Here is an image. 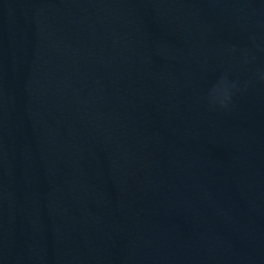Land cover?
Instances as JSON below:
<instances>
[{
  "label": "water",
  "instance_id": "water-1",
  "mask_svg": "<svg viewBox=\"0 0 264 264\" xmlns=\"http://www.w3.org/2000/svg\"><path fill=\"white\" fill-rule=\"evenodd\" d=\"M0 264H264V0H0Z\"/></svg>",
  "mask_w": 264,
  "mask_h": 264
},
{
  "label": "clouds",
  "instance_id": "clouds-1",
  "mask_svg": "<svg viewBox=\"0 0 264 264\" xmlns=\"http://www.w3.org/2000/svg\"><path fill=\"white\" fill-rule=\"evenodd\" d=\"M236 85L229 83L226 79L221 80L219 85L209 92V100L214 105H219L220 107H227L230 103L232 91L235 89Z\"/></svg>",
  "mask_w": 264,
  "mask_h": 264
}]
</instances>
